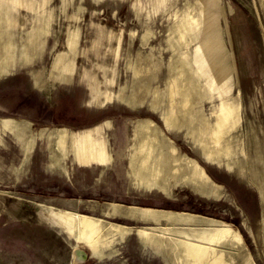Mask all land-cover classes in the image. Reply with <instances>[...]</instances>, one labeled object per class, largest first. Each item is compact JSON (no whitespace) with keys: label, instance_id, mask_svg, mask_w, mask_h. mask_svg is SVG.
Here are the masks:
<instances>
[{"label":"rangeland","instance_id":"rangeland-1","mask_svg":"<svg viewBox=\"0 0 264 264\" xmlns=\"http://www.w3.org/2000/svg\"><path fill=\"white\" fill-rule=\"evenodd\" d=\"M208 17L212 28L206 34ZM178 25H190L191 34L182 38ZM171 45L183 57L216 53L203 69L207 74L198 78L197 98L213 124L218 75H210L221 67L224 87L239 100L240 121L223 138L232 162L207 161L183 129L165 128L167 66L177 56ZM58 58L61 71L65 65L71 70L65 80L50 75ZM192 67L195 71L196 64ZM145 69L146 100L130 108L124 97L139 86L133 72ZM154 96L158 106L153 108ZM5 118L26 122L33 141L24 147L0 128V264H74L75 249L87 255L83 264H180L164 246L140 234H158L167 225L133 217L131 207L224 222L241 236L248 256V261L227 258L226 264H264V197L253 175L264 176V0H0V120ZM146 119L178 154L203 168L220 187L214 191L218 199L202 198L184 186L164 195L137 185L130 167L133 126ZM56 128L77 137L94 128L89 134L100 140L110 161L82 167L37 136ZM43 207L94 217L116 229L92 254L50 217L41 219ZM108 208L110 216L98 211ZM118 211L125 216H114ZM192 228L170 227L165 236L177 239L173 231Z\"/></svg>","mask_w":264,"mask_h":264},{"label":"bare ground","instance_id":"bare-ground-1","mask_svg":"<svg viewBox=\"0 0 264 264\" xmlns=\"http://www.w3.org/2000/svg\"><path fill=\"white\" fill-rule=\"evenodd\" d=\"M197 21L192 20L195 23ZM203 23L205 24L204 32L207 34L212 28L211 17L205 18ZM185 27L182 29L181 25L176 26V33L182 38V35L186 36L192 31L190 25ZM186 44L188 45L189 42H186ZM215 46L216 44H213V48ZM171 49L177 56L171 58L167 66L169 83H167L166 88L167 107L163 120L165 128L170 131L183 129L207 161L220 159L228 163L232 162L231 148L223 138L240 121L238 120L239 100L231 98L229 95L230 89L224 87L223 69L221 67H218V74L210 75L211 78L218 75V110L213 111L215 116L213 124L208 122L204 112L199 108L201 102L197 98L200 94L198 78L207 74L203 69L210 60L214 59L216 53L211 52L209 57L203 58L197 56L196 53L190 54V57H188V54L183 57L178 53V46L171 45ZM21 50L25 54L27 46L22 47ZM219 54L218 52V57ZM61 61L62 59H57L50 75L56 79L65 80L71 70L68 65H65L64 70L61 71L63 63ZM193 63L196 64L195 71L192 70ZM146 71L148 69L143 72L138 70L133 72L132 81L137 82L139 86L136 90L129 91L128 95L124 97L126 106L134 108L145 102L147 85L150 83V77L142 76ZM194 74L196 75L194 76ZM35 80L38 83L37 77ZM119 97L121 98L123 95ZM149 104L153 108L158 106L157 98L154 96ZM0 128L15 136L24 147L31 145L32 138L27 132L29 127L26 122H16L5 118L0 120ZM39 137L43 138L48 144L53 143L58 152L63 155L66 154V146L69 141V148L78 162L89 163L93 161L103 165L110 161L100 140H92L89 134L74 139L64 129L56 128V130L39 133ZM133 139L135 143L130 167L138 186L157 189L164 195H167L173 187L184 186L190 188L202 198L218 199L219 196L214 191L219 186H215L195 160L178 154L171 141L161 134L154 122L148 119L136 121L133 126ZM239 163L240 161L235 162L236 165ZM253 175L254 178L259 180L260 194L261 197H264V176L259 178L255 172ZM44 209L47 217H50L55 224L60 225L63 230L67 231L69 237L76 243L86 246L92 254H97L100 247L103 244L106 245L103 239L110 235L112 229H116L112 226L107 228L102 221L94 217L66 210H54L50 207ZM131 209L129 210H131L130 214L133 217L167 225V228H162V231L158 234L145 230H140V234L147 242L153 243L157 247L158 245L164 246L166 252L175 255L177 262H180V264H226L227 258L235 259L237 257L248 261V256L242 252L243 241L241 236L224 222L220 223L196 215L174 213L172 211L137 207H131ZM176 226L193 228L190 231H173L174 234L178 235L177 239H172L171 236L167 238L165 235L168 234L170 227ZM229 247L233 249V252L226 251Z\"/></svg>","mask_w":264,"mask_h":264},{"label":"crops","instance_id":"crops-1","mask_svg":"<svg viewBox=\"0 0 264 264\" xmlns=\"http://www.w3.org/2000/svg\"><path fill=\"white\" fill-rule=\"evenodd\" d=\"M107 124V123H106ZM95 128V127H94ZM94 128H92V129H94ZM92 129H87V130H85L86 132H87V134H89L90 132H92ZM65 130V129H64ZM70 136H72L74 139L75 138H77V136H76V134L74 133V132H69V131H67V130H65ZM11 134V133H10ZM12 135V134H11ZM85 135V134H84ZM90 135V134H89ZM92 135V134H91ZM13 136V135H12ZM38 137H39V134L37 135ZM93 137V136H92ZM91 137V138H92ZM40 138V137H39ZM16 140V139H15ZM92 140H94L93 138H92ZM32 141H33V139H32ZM67 151H66V154H68V153H70L71 154V157L73 158V160L77 163V164H79L80 166H82V167H104L103 165H100V164H98V163H96V162H89V163H81V162H78L75 158H74V154H73V152H72V150L69 148V141L67 142ZM61 154V153H60ZM55 162V164H59V160L58 161H54ZM57 162V163H56ZM99 211V213H101V214H104V215H108V216H110L109 215V212H111V210H110V208H108V209H104V210H98ZM107 212V213H106ZM119 213H114V216H119V215H122V216H125V213L124 214H122V213H120V211H118ZM40 218L41 219H43V220H46L47 221V215H46V211H45V209H44V207L41 209V211H40ZM50 224V223H49ZM50 226L51 227H53L54 228V226L52 225V224H50Z\"/></svg>","mask_w":264,"mask_h":264},{"label":"water","instance_id":"water-1","mask_svg":"<svg viewBox=\"0 0 264 264\" xmlns=\"http://www.w3.org/2000/svg\"><path fill=\"white\" fill-rule=\"evenodd\" d=\"M73 263L74 264H83L85 262V260L87 259V255L79 250V249H75L73 251Z\"/></svg>","mask_w":264,"mask_h":264}]
</instances>
